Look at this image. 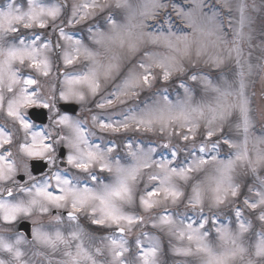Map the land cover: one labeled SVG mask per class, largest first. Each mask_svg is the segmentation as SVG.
<instances>
[{
	"label": "clouds",
	"instance_id": "9594fccd",
	"mask_svg": "<svg viewBox=\"0 0 264 264\" xmlns=\"http://www.w3.org/2000/svg\"><path fill=\"white\" fill-rule=\"evenodd\" d=\"M190 2L157 0L154 14L142 16L145 0L124 8L116 0H0L3 12L43 10L0 30V264H202L189 225L217 248L224 245L217 229H227L245 249L232 264H264L254 250L264 237V161L255 162L256 149L264 152V0H201L198 22L211 35L203 50L194 44L179 58L182 70L167 81L153 61L174 54L163 43L145 37L133 53L109 52L95 39L129 23L155 37L192 36L177 11ZM85 49L104 63L115 53L118 70L99 76L95 93L80 84L82 98L64 99L66 82L93 68ZM238 64L251 68L247 160L237 158L238 108L223 120L194 116L192 131L178 121L149 128L133 119L165 97L182 101L185 87L193 106L214 104L215 93L193 75L238 93ZM131 72L149 74V86L124 90ZM190 247L192 255L176 254Z\"/></svg>",
	"mask_w": 264,
	"mask_h": 264
},
{
	"label": "snow or ice",
	"instance_id": "6c2138e0",
	"mask_svg": "<svg viewBox=\"0 0 264 264\" xmlns=\"http://www.w3.org/2000/svg\"><path fill=\"white\" fill-rule=\"evenodd\" d=\"M117 7H127V0H116ZM157 0H145L143 4L140 15L148 16L154 14L156 8L158 7ZM202 2L201 0H191V2L182 9H177L178 13L182 15L185 21L193 29L192 36H160L155 37L149 33L143 32V26L138 24L129 23L124 26L114 25L113 29L108 33H97L95 39L98 44L104 47L109 52H112L115 48H127L128 53L135 52L140 44L144 41L145 37L152 39L154 42L163 43L168 49L171 50L172 55L164 58L153 57L154 63L157 67L163 68L162 79L167 81L170 79L171 75L175 71L182 70L180 57H188L191 55L194 44H199L200 49L203 50L204 39L211 35L210 29L207 26L200 24L198 21L202 17ZM43 13L41 9L39 12L36 7H30L29 11L24 14H17L16 12L9 10L8 12L0 11V30H5L11 28L14 22H19L25 16L31 20H37L39 16ZM58 13V9H49L47 14L50 16H55ZM241 23L243 24V17L241 18ZM27 26V25H26ZM43 27V25H41ZM237 52V58L239 59V49H235ZM82 54L86 59H89L93 63V68L90 70L88 75L82 78L72 80L69 79L67 83V93L62 98L67 99L69 97L82 98L76 91V86L80 84L86 85L93 93L96 92L98 86V78L103 75L108 78L113 72L118 70L119 67V57L113 53L112 58L107 62H101L97 59V54L93 53L87 49L83 50ZM13 59L19 58L23 59V56L17 57L16 53H10ZM71 63V61H67ZM213 62L219 66L221 61L219 58H214ZM39 67V65H34ZM141 67H144L141 65ZM251 71L250 66L244 64H238V76L240 81L239 92H234L230 90L229 87L213 86L212 82L208 80L205 76L193 75L191 79L193 81L199 80L205 89L211 88L215 93L214 104H199L193 106V97L190 88H184V99L176 104H171L164 98V104L153 110L142 114L140 117H133L137 120L138 124H145L149 128L154 123H159L162 126L171 122H182L186 126L187 131H192V121L194 116H204L206 113L211 116L213 120L225 119L234 108H238L241 114V122L238 125L242 130L243 134V144L238 146L237 158L238 159H248V144L250 141L249 128L250 120L248 117V100L245 96V79L247 73ZM150 75L145 74L142 77L135 72L129 73L128 77L123 82L122 88L127 91H132L143 84L144 86H149ZM33 83L32 81L28 82ZM183 87V85H181ZM126 94V93H125ZM103 105H101L102 107ZM46 107V105H45ZM67 118L61 120V123H66ZM27 127V125H25ZM101 127H105L101 125ZM78 132V128L76 129ZM111 131H119V128L111 126ZM212 133L209 132V137ZM187 139V137H185ZM32 155H40L41 151L29 150ZM93 155V154H90ZM93 158L95 156L93 155ZM264 161V152L256 149V163ZM251 163V161H250ZM231 162L229 164L223 165L221 168V173L226 174L231 168ZM122 192H126V189L115 192L116 196H121ZM150 206V205H149ZM239 215V213H237ZM190 234L188 236L189 241H191L195 246V253L198 254L202 260V264H232L235 257L243 255L245 249L237 242L236 238L225 228L217 229L220 239L224 242L221 248H217L211 245L204 236L196 229H193L189 225ZM247 229L241 225V231H246ZM59 238V236H58ZM19 244L20 241L18 240ZM7 246V245H5ZM255 254L257 256H264V237H261L254 245ZM20 253L17 252V255ZM177 255H192L193 249L190 248H178L176 249Z\"/></svg>",
	"mask_w": 264,
	"mask_h": 264
}]
</instances>
